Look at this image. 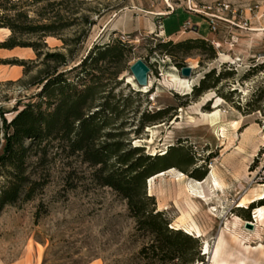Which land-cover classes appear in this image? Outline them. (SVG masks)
I'll use <instances>...</instances> for the list:
<instances>
[{"label":"rangeland","instance_id":"rangeland-1","mask_svg":"<svg viewBox=\"0 0 264 264\" xmlns=\"http://www.w3.org/2000/svg\"><path fill=\"white\" fill-rule=\"evenodd\" d=\"M166 1L94 0L91 6L109 10L101 17L94 15L96 24L82 45L81 55L95 43H105L111 37L130 40L134 49L129 68L120 75L124 82L116 89L117 93L123 91L126 95L141 88L130 81L133 76L130 66L139 58L151 66V87L135 95L138 111L123 130L137 128L146 109L170 111L165 120L147 125L141 134L133 133L132 145L143 146L145 153L150 154L163 153L170 146H183L185 160H193L185 171L177 166L165 170L166 176L156 179L152 195L157 210L170 220V227L197 238L196 254L186 260H162L156 256L151 248L152 234L137 227L127 200L112 187L98 183L93 171L99 166H91L79 153L69 159L57 156L46 163L39 162L37 157L28 161L27 175L39 178L42 183L32 198L27 199V183L16 203L3 206L0 264H212L211 253L222 234L226 239L224 251L228 264H264V224L256 221L254 208L250 209L251 219L245 217L248 212L239 208H247L249 204L244 199L254 195L251 190L261 187L264 191V0H195L199 5L229 1L251 24L241 31L243 27L235 25H242L238 14L235 23L221 24L217 32L204 27L202 33L212 32L228 44L220 46L208 38L217 51L216 58L209 59L199 51L183 58V67L194 68L190 79L184 78L171 56L159 49L152 51L159 39L166 38L145 25L160 11L158 5H164L158 16L169 11ZM169 1L174 6L182 4V0ZM197 14L200 16L177 11L170 16L168 26L178 28L185 20L193 23L205 18ZM255 14L262 16L261 19L257 20ZM115 19L121 20L123 26L141 28L113 33L110 27ZM8 35L0 29V43ZM47 40L51 47L61 45L56 38ZM21 60L30 63L27 75ZM42 67L34 51L0 46V105L7 111L8 121L19 103L24 105L31 100L37 87L29 82ZM214 68L215 76L222 73L225 78L217 87L195 97L191 93L194 84ZM186 93L190 94L185 96ZM218 131L227 132L230 140L223 143ZM3 145L0 118V154ZM213 169L216 174L219 172L216 177L223 183L213 190L214 194L206 184H197V181H209ZM201 172L206 173L205 177L197 178L195 175ZM7 179L0 172V191ZM200 186L203 190L199 192H204L208 201L201 195H197L198 199L190 196L189 189ZM147 188L149 192L148 182ZM258 193L262 192L257 190L255 194ZM205 242L209 243L210 253L204 252Z\"/></svg>","mask_w":264,"mask_h":264},{"label":"trees","instance_id":"trees-1","mask_svg":"<svg viewBox=\"0 0 264 264\" xmlns=\"http://www.w3.org/2000/svg\"><path fill=\"white\" fill-rule=\"evenodd\" d=\"M93 1L0 0V28L11 32L0 46L30 47L43 64L29 82L37 87L36 92L30 101L13 109L9 121L5 117L7 111L0 105L4 128L0 172L8 178L0 191V212L4 205L17 202L27 183V199L42 183L26 173L32 157L46 163L57 156L69 159L82 153L85 162L99 166L93 171L95 180L121 194L137 227L152 234L151 248L156 256L162 260L193 258L197 238L170 227V220L157 210L155 196L147 188V182L154 176L174 166L185 171L193 160H185L183 146H170L163 153L150 154L145 153L143 146L132 145L133 133L141 134L147 125L165 120L170 111L146 109L137 128L123 130L138 111L135 95L143 92L139 89H133L129 95L116 92L124 82L120 75L129 68L134 45L123 37H111L105 43H95L81 55L82 45L96 24L94 15L101 17L109 10L91 6ZM48 38H56L61 45L51 47ZM157 49L171 56L180 68L185 65L182 59L193 51L207 54L209 59L217 57L213 42L205 37L159 39L152 51ZM19 62L27 75L30 63ZM215 73V68L207 72L194 84L191 93L198 97L217 87L225 77ZM205 175L201 172L195 176L202 179ZM256 203L239 207L248 212L247 219H251V208L264 206V198Z\"/></svg>","mask_w":264,"mask_h":264},{"label":"crops","instance_id":"crops-1","mask_svg":"<svg viewBox=\"0 0 264 264\" xmlns=\"http://www.w3.org/2000/svg\"><path fill=\"white\" fill-rule=\"evenodd\" d=\"M155 6V5H154ZM164 5H158V8L160 9L159 12H155V16L153 17V21H150L149 23H147V25H145L146 27H150L152 28L151 32H155V33H159L158 35L159 36H164L167 39H173V40H181V39H185V38H188V37H205V38H210L212 39L213 41L217 42L220 44V46L222 45H226L228 44V42L224 41V40H220V39H217L215 37V34L212 33V32H209V33H202V29H204L205 27V30L208 29L209 27V24L207 22V20L205 18H200V19H196L195 22H191L190 19L188 20H185L182 24H180V26L178 28H174V26L172 27H169L168 26V21L170 20V16L173 15L175 12L177 11H183L185 12L186 14H189V15H196V16H200L199 14L193 12V11H189L184 3L180 4V3H177L176 6L173 8V9H169V11H167L165 13L164 16H158L160 14H162V9ZM234 19L235 18H230V16L228 18H224L222 20H219V28H220V25L221 24H228L227 22H234ZM191 22L192 25H193V28L192 30L190 31H185V32H182V29H183V25L185 22ZM260 24H262V21H259ZM122 24V21L119 20V19H115L112 21L111 23V27H110V30L114 31H118V32H122V33H128V32H131V30H139V28L141 27H134V26H131L129 24L123 26L121 25ZM116 25V26H114ZM235 25L237 26H242L238 23H235ZM114 26V27H113ZM222 27V25H221ZM210 28V27H209ZM255 28H259V27H255ZM1 30H6L8 32V34H10V30L9 29H5V28H0ZM245 31L247 29L245 28H241V31ZM232 44V43H231ZM21 49H25L27 50V52H33L34 50L31 49L30 47H19ZM35 53V52H34ZM229 56V55H228ZM230 57V56H229ZM167 172V171H166ZM219 173V172H218ZM214 174V176H213ZM218 179V177H216V173H215V169H213L209 175V181L208 179H205V181H203L204 184H210V182H212V179ZM220 183H222L221 181H219ZM197 184H200V182L197 181Z\"/></svg>","mask_w":264,"mask_h":264},{"label":"bare ground","instance_id":"bare-ground-1","mask_svg":"<svg viewBox=\"0 0 264 264\" xmlns=\"http://www.w3.org/2000/svg\"><path fill=\"white\" fill-rule=\"evenodd\" d=\"M184 78H187V79H190V77H184ZM130 81L132 82V84L135 86V87H137L136 85V82H135V80L133 79V76L131 77V79H130ZM186 82H188V80L186 81ZM151 87V83H148V85H146V86H143V87H141V90L142 91H147L149 88ZM224 129V128H223ZM220 130V129H219ZM251 133V132H250ZM218 134H219V137L222 139V142L224 143V142H226V140L228 139V140H230V135L227 133V132H225V131H218ZM245 143V142H244ZM171 171V170H170ZM169 171V172H170ZM174 171V170H173ZM172 171V172H173ZM171 172V173H172ZM166 174H167V172H164V173H161V174H159V175H157V176H154L153 178H151L150 180H149V182H148V184H149V193L150 194H152V191H153V188H154V184H155V182H156V179L158 178V177H163V176H166ZM218 174V173H217ZM216 174V175H217ZM184 175V174H183ZM213 176H214V174H213ZM222 180V179H221ZM205 181V180H204ZM223 183H220L219 182V180L218 179H216V178H214V179H212V182H210V184H207V187H208V189H209V192L210 193H213V190L215 189V188H220L221 187V185H222ZM199 185H205L203 182H200V184ZM201 186H200V188H196V189H194V188H192V189H189V194H190V192H191V194H190V196H192L193 197V199L194 198H197V195H201V196H204L203 198H205L206 199V201H208V199H207V195H205L204 194V192L202 193V192H199V191H201V190H203L202 188H201ZM262 189L263 188H261V187H259L258 189L257 188H254L253 190H251L252 191V193L254 194L251 198H249V197H246L245 199H244V201H247V204H251L252 202H255L256 203V201H257V199H259L260 197H264V191H262ZM261 191L262 193H258V194H255V192L256 191ZM214 194V193H213ZM199 198V197H198ZM197 198V199H198ZM200 200V199H199ZM203 200V199H202ZM202 202V201H201ZM209 204V203H208ZM243 204V203H242ZM211 205H213V206H215L213 203L212 204H209L208 206H211ZM210 208V207H209ZM212 213V212H211ZM214 215V214H213ZM255 218H256V221L257 222H260L261 224H264V209H262V208H256L255 209ZM224 234H222L220 237H219V239H218V241L216 242V245H215V247H214V249H213V251H212V253H211V259H212V264H228V259L225 257V251H224V249H225V245H226V239L224 238V236H223ZM233 236H235L236 234H232ZM204 252L205 253H210V246H209V243L208 242H205V246H204Z\"/></svg>","mask_w":264,"mask_h":264},{"label":"built area","instance_id":"built-area-1","mask_svg":"<svg viewBox=\"0 0 264 264\" xmlns=\"http://www.w3.org/2000/svg\"><path fill=\"white\" fill-rule=\"evenodd\" d=\"M182 3H184L185 7L189 11L201 13L207 19L212 32H217L219 30V20L228 18L230 15V18H236L238 14L242 27L245 29L250 28L249 24H251V20L248 17H244L240 13V9L235 7L233 3H230L229 1H216L211 4L199 5L195 0H182ZM166 5L169 9H173L175 7L169 0L166 1ZM262 16H258V14L254 15L257 20H260ZM192 27V23L187 21L183 25V31ZM150 74L148 75V78H150Z\"/></svg>","mask_w":264,"mask_h":264},{"label":"water","instance_id":"water-1","mask_svg":"<svg viewBox=\"0 0 264 264\" xmlns=\"http://www.w3.org/2000/svg\"><path fill=\"white\" fill-rule=\"evenodd\" d=\"M193 69L194 68L191 65H187V66L182 67L180 72L185 77H191ZM130 70L132 72L133 78L135 79L138 87H143V86L148 85L149 83L148 75L151 72V68L144 59L142 58L137 59L130 66ZM139 90H141V88ZM248 225H252V224L248 223Z\"/></svg>","mask_w":264,"mask_h":264}]
</instances>
